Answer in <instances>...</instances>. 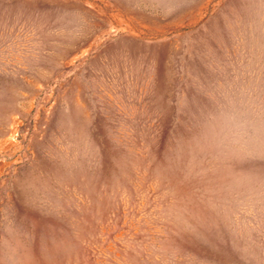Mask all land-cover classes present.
<instances>
[{
    "label": "rangeland",
    "instance_id": "rangeland-1",
    "mask_svg": "<svg viewBox=\"0 0 264 264\" xmlns=\"http://www.w3.org/2000/svg\"><path fill=\"white\" fill-rule=\"evenodd\" d=\"M0 264H264V0H0Z\"/></svg>",
    "mask_w": 264,
    "mask_h": 264
}]
</instances>
